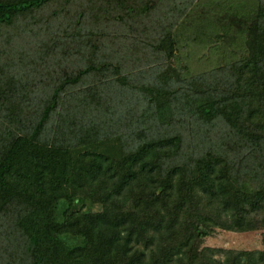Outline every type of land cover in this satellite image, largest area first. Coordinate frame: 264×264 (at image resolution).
Masks as SVG:
<instances>
[{
	"label": "trees",
	"instance_id": "1",
	"mask_svg": "<svg viewBox=\"0 0 264 264\" xmlns=\"http://www.w3.org/2000/svg\"><path fill=\"white\" fill-rule=\"evenodd\" d=\"M221 214L264 229V0H0V230L19 264H195Z\"/></svg>",
	"mask_w": 264,
	"mask_h": 264
},
{
	"label": "rangeland",
	"instance_id": "2",
	"mask_svg": "<svg viewBox=\"0 0 264 264\" xmlns=\"http://www.w3.org/2000/svg\"><path fill=\"white\" fill-rule=\"evenodd\" d=\"M117 41H119V39ZM33 42L34 41L30 39L24 40V42L19 43V46L21 48H30ZM146 63L147 62H145L143 66H139L142 68L139 69L140 71H137L138 69L132 71V75L136 81L144 78V75L146 76V71L147 73H152V68L147 66ZM127 66L130 69L136 67L131 63H127ZM207 67L208 66H206L204 62H194L192 71H194L195 74H200L205 71ZM121 97L123 98V102L125 101L124 104L126 103L125 107L134 110L138 109L139 106L134 96L126 93ZM199 126L200 125L194 126L195 133H198L196 131H202L198 134L206 137L212 135V140L223 148H229L233 145L219 127L207 130V126ZM197 138H201V136H197ZM210 145L211 143L208 142L206 145H201V147L208 148ZM231 152L233 158H236L238 162L241 158H244V153L240 154L237 151ZM244 163L248 165L247 161ZM189 202V216L191 219H194L198 213L205 215L209 214L208 210L198 204L196 197L189 195ZM136 204L138 208L143 210L156 211L166 208V204L164 205L161 196L155 198L147 194L145 195L144 193H141L137 197ZM216 220L219 225L215 228H211L210 233L199 235L197 239L195 260L197 264H251V262L254 264H264V229L242 232L237 229L234 219L231 216L222 214L217 215ZM20 253L21 243L13 237L10 239L6 238L5 232H1L0 230V264H19V258L23 255Z\"/></svg>",
	"mask_w": 264,
	"mask_h": 264
}]
</instances>
